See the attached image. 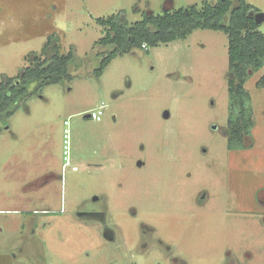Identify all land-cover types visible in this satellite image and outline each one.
Masks as SVG:
<instances>
[{"label": "rangeland", "instance_id": "obj_1", "mask_svg": "<svg viewBox=\"0 0 264 264\" xmlns=\"http://www.w3.org/2000/svg\"><path fill=\"white\" fill-rule=\"evenodd\" d=\"M217 1L0 0V82L48 38L73 53L59 83L28 84L0 113V264H264V66L244 84L253 126L237 150L223 32L133 47L101 69L115 50L99 45V19Z\"/></svg>", "mask_w": 264, "mask_h": 264}, {"label": "trees", "instance_id": "obj_2", "mask_svg": "<svg viewBox=\"0 0 264 264\" xmlns=\"http://www.w3.org/2000/svg\"><path fill=\"white\" fill-rule=\"evenodd\" d=\"M258 12L246 0H218L201 8L190 6L162 15L148 11L142 20L129 23L126 12L120 11L98 20L105 28L99 45L115 50L102 60L101 69L111 62L115 54L133 47L185 39L197 29L223 32L228 38V93L236 98L235 104L239 105L238 117L229 122L227 129L229 149H244L243 140L250 135L253 126L252 114L247 107L250 98L244 84L250 77L249 70L254 73L264 66V35L258 30L260 24L255 20ZM72 58V51L60 54L58 47L51 46L48 38L42 52L29 59L28 67L21 74L15 78L6 77L0 82V113L13 114L11 106L23 99L28 84L35 83L40 88L45 84L59 83L66 76V68ZM258 86L264 87V75Z\"/></svg>", "mask_w": 264, "mask_h": 264}, {"label": "built area", "instance_id": "obj_3", "mask_svg": "<svg viewBox=\"0 0 264 264\" xmlns=\"http://www.w3.org/2000/svg\"><path fill=\"white\" fill-rule=\"evenodd\" d=\"M142 48L146 49L147 45L143 44ZM103 109H104V106H101L100 108L96 110H92L87 113V117L95 121H100L101 116L103 115ZM69 137H70L69 129L66 128L63 134V161H64L63 169L71 165L70 158H69ZM72 170H76V167H72Z\"/></svg>", "mask_w": 264, "mask_h": 264}, {"label": "water", "instance_id": "obj_4", "mask_svg": "<svg viewBox=\"0 0 264 264\" xmlns=\"http://www.w3.org/2000/svg\"><path fill=\"white\" fill-rule=\"evenodd\" d=\"M255 20L258 24H261L262 22H264V14L258 13L257 15H255Z\"/></svg>", "mask_w": 264, "mask_h": 264}, {"label": "flooded vegetation", "instance_id": "obj_5", "mask_svg": "<svg viewBox=\"0 0 264 264\" xmlns=\"http://www.w3.org/2000/svg\"><path fill=\"white\" fill-rule=\"evenodd\" d=\"M201 199H202V200L204 199V198H203V196H201ZM173 262L175 263V262H176V260H174Z\"/></svg>", "mask_w": 264, "mask_h": 264}]
</instances>
